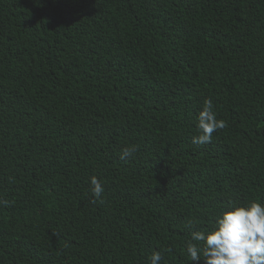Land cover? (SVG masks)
<instances>
[{"label": "trees", "instance_id": "trees-1", "mask_svg": "<svg viewBox=\"0 0 264 264\" xmlns=\"http://www.w3.org/2000/svg\"><path fill=\"white\" fill-rule=\"evenodd\" d=\"M0 200V264H206L264 202V0H0Z\"/></svg>", "mask_w": 264, "mask_h": 264}, {"label": "clouds", "instance_id": "clouds-1", "mask_svg": "<svg viewBox=\"0 0 264 264\" xmlns=\"http://www.w3.org/2000/svg\"><path fill=\"white\" fill-rule=\"evenodd\" d=\"M196 127L199 134L192 142L205 145L212 142L214 132L227 127V122L217 118L213 103L208 99L197 116ZM135 151V146L126 147L120 158L127 159ZM90 184L93 196L100 199L104 192L101 180L92 176ZM0 205L7 207L9 201L0 200ZM193 241L202 242L203 246ZM186 251L191 262L199 261L202 255L206 264H264V202L253 200L223 212L211 230L191 234ZM148 259L150 264H160L163 257L157 250Z\"/></svg>", "mask_w": 264, "mask_h": 264}]
</instances>
